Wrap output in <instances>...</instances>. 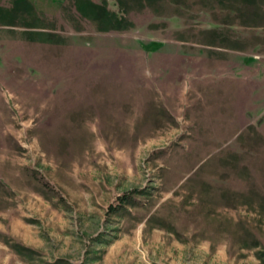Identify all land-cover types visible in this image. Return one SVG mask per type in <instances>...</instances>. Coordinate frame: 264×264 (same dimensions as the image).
Here are the masks:
<instances>
[{
	"label": "rangeland",
	"instance_id": "374dc122",
	"mask_svg": "<svg viewBox=\"0 0 264 264\" xmlns=\"http://www.w3.org/2000/svg\"><path fill=\"white\" fill-rule=\"evenodd\" d=\"M0 264H264V0H0Z\"/></svg>",
	"mask_w": 264,
	"mask_h": 264
},
{
	"label": "crops",
	"instance_id": "0c3cea01",
	"mask_svg": "<svg viewBox=\"0 0 264 264\" xmlns=\"http://www.w3.org/2000/svg\"><path fill=\"white\" fill-rule=\"evenodd\" d=\"M241 62H242V61H241ZM242 66H244L243 63H242ZM246 84H247V83H246ZM248 84H249V86H252V84H256L257 88H258V85H259L258 82H257V83L255 82V83H252V84H251L250 82H248ZM248 84H247V86H246L247 91L250 90ZM262 85H263V84L261 83V86H262ZM261 86H260V87H261Z\"/></svg>",
	"mask_w": 264,
	"mask_h": 264
}]
</instances>
